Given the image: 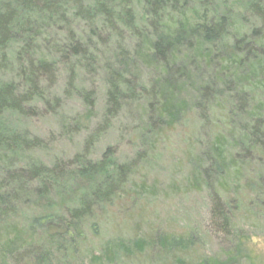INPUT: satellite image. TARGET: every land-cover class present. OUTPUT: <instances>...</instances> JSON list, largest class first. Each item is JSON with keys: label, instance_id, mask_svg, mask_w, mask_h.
<instances>
[{"label": "rangeland", "instance_id": "obj_1", "mask_svg": "<svg viewBox=\"0 0 264 264\" xmlns=\"http://www.w3.org/2000/svg\"><path fill=\"white\" fill-rule=\"evenodd\" d=\"M210 1L215 15L227 19L228 33L214 47L239 71L232 84L216 80L220 69L186 54L175 64L179 73L155 76V68L141 64L148 49L143 39L152 31L141 24L140 6L141 39L127 28L113 32L100 19L76 18L75 5L56 25L36 15L45 28L37 32L33 53L53 62L56 79L43 81L42 97L24 111L0 113V135L41 141L7 157L0 151V169L55 171L31 184L42 191L47 183L51 193L38 200L26 192L15 214L0 222V264H264V53L258 49L264 44H257L264 18L250 7L260 2L264 10V0ZM71 35L86 52L67 61L62 53ZM236 39L243 47L236 49ZM18 47L9 50L13 71L0 72V85L20 82ZM138 51L144 52L135 62ZM119 77L129 84L113 108ZM163 86L174 92L167 94L174 111L159 120L148 107L149 93ZM208 86L215 90L205 94ZM177 104L185 107L175 113ZM89 163L104 171L75 173V164L90 170ZM110 180L120 183L118 195L73 221L67 209L79 200L93 206L91 195L105 192ZM217 195L231 216L227 229L213 217ZM10 228L19 236H10Z\"/></svg>", "mask_w": 264, "mask_h": 264}, {"label": "trees", "instance_id": "obj_2", "mask_svg": "<svg viewBox=\"0 0 264 264\" xmlns=\"http://www.w3.org/2000/svg\"><path fill=\"white\" fill-rule=\"evenodd\" d=\"M69 5H75V7L70 8H76V13L73 14L76 18L86 19L92 23L100 19L105 25L109 24L112 27L111 31L120 32L123 31V28H127L140 39V33L143 31L142 26L149 25L152 36L146 37V41H144L146 38L143 39V42L147 43L148 49L147 56L145 53L141 64L144 63L152 69L155 68L153 71L158 78H164L165 80V75L174 72L179 73L180 71L175 68V64L184 58V54L192 56V60L205 62L210 68L215 66V69H220L216 75V80L217 77L220 78L217 80L219 82L232 84L234 81L232 78L239 74L238 69L232 71L233 67L230 65L233 61L221 59L215 52L214 45L224 38L229 27L226 18H218L215 15L210 0H201L200 2L198 0H0V72L13 71L10 64L9 50L12 45L19 44V50L14 55L17 61L15 78L20 80L19 84L11 80L7 84L0 85V113L8 109L24 111L27 109L25 106L36 102L39 97H42L43 81H55L56 73L53 62L46 59V57L44 59L37 58L33 53V49L37 47L38 42L37 32L45 28L40 24L36 15H39L38 17L46 15L47 20L56 25L57 19L64 22L68 20V15L71 14ZM66 6L69 10H65ZM139 6L142 8L144 16L143 22H141V24L143 23L142 26L140 22L137 23L136 9ZM250 7L257 15L264 18L262 3H254ZM259 38L257 44L262 46L264 37ZM69 41H71L70 44L65 46V52L62 53L67 61L71 57H78L84 51L86 52L84 45L80 41H76L75 36L71 35ZM243 45V40L236 41V49L243 47ZM56 47L61 52V47ZM56 47L53 48L54 51L57 50ZM261 48H258L260 54L264 53ZM143 52H137L134 56L135 62H139L141 57L139 54ZM145 57L148 58L145 60ZM234 58L237 59L234 61V63H237V67L241 66L242 58L237 56H234ZM124 84L129 83L119 77L116 89H114L110 98L113 108H116L121 101L119 96ZM162 88L163 90L156 91L157 88L153 87L149 93V97L153 100L148 107L151 112L156 111L159 120L172 118L174 111V107L171 105L172 100L167 96L168 93L173 94L174 92L167 86ZM214 90L213 86H208L203 89V92L208 94ZM160 99H163L164 103L157 101ZM184 107V104H177L175 113H178ZM263 129L261 128L260 131L264 135ZM10 138L0 135V151H4L5 157H7V154H14L15 150L22 151L41 142L35 139L30 143L28 140L14 135ZM256 145L254 144V146ZM257 146H260V143ZM224 153L220 154V158L226 162L227 158H225ZM235 158V160H238L237 157ZM223 161L218 160L221 173H224ZM73 163L75 161L69 164ZM88 166H90V170L83 169V167L79 168L75 164V173L77 172L80 177H86L89 174L97 175L104 171V167L100 168V166H103L102 164L89 163ZM120 168V170H125L128 167ZM8 170L0 169V172L3 173L0 175V222L7 221L13 216L12 214H15L16 207L23 201L26 192L35 193L38 200L44 199L48 193H51L47 183L42 187V191L31 187V184L34 181L43 182L42 176L46 173L53 175L55 171L54 169L48 170L44 166L35 165ZM110 181V184H105L107 185L105 192L99 188L94 195H91L94 201L93 206L90 205L89 200H83L82 202L79 200L78 204L75 202L77 207L67 209L73 221L90 217V215H93L95 207L101 205L103 201L108 202L112 196L118 195L120 183L117 180ZM121 183L123 185L124 180ZM44 188L48 191L46 192ZM262 192L263 199L261 201L264 206V182ZM95 194L98 195L95 196ZM63 201L62 206L65 208L67 202H65L66 200ZM225 212L222 199L217 195L213 217H219L218 220L223 221L224 225L221 224L227 229L231 216H225ZM10 229L12 233L10 236H19L17 231ZM10 236H7V238L10 239Z\"/></svg>", "mask_w": 264, "mask_h": 264}]
</instances>
